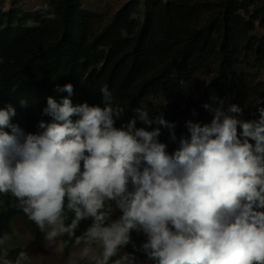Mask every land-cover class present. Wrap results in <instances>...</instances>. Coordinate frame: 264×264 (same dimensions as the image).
<instances>
[{
  "label": "clouds",
  "instance_id": "9594fccd",
  "mask_svg": "<svg viewBox=\"0 0 264 264\" xmlns=\"http://www.w3.org/2000/svg\"><path fill=\"white\" fill-rule=\"evenodd\" d=\"M55 91L68 96L47 97L42 115L52 121L41 120L35 134L11 123V104L0 109V193L17 198L50 245L93 218L76 243L101 246L95 264H109L131 230L146 237L133 248L155 264H264V107L258 120L245 121L237 104L205 103L211 123L187 120L189 135L169 155L158 138L162 126L176 142V124L163 111L137 108L117 128L125 109L106 84L99 90L104 107L73 106L72 83ZM138 121L157 127L149 131ZM66 200L75 212L67 226ZM110 201L122 213L116 220ZM113 264H138V257L125 253Z\"/></svg>",
  "mask_w": 264,
  "mask_h": 264
},
{
  "label": "trees",
  "instance_id": "16d2710c",
  "mask_svg": "<svg viewBox=\"0 0 264 264\" xmlns=\"http://www.w3.org/2000/svg\"><path fill=\"white\" fill-rule=\"evenodd\" d=\"M23 1L0 7V109L11 104L16 109L11 123L25 133L41 131V120L52 121L42 115L47 97L59 101L68 96L55 91L57 84L67 83L74 86L73 106L87 102L101 107L99 90L106 84L114 102L125 109L117 128L132 119L137 108L150 115L163 111L165 119L176 124V142L162 126L158 138L168 145L169 155L179 148V138L189 135L187 120L211 123L205 103L223 100L225 109L237 104L243 109L240 119H259L258 108L264 107V83L258 74L264 66V0H128L100 27L99 17L83 0H48L47 7L34 10H25ZM204 68H213L214 76L201 96L189 97L193 77ZM137 127L151 131L157 125L138 121ZM107 203L113 209L111 220L118 219L122 213H117L115 202ZM66 205L67 200V226L75 212ZM20 214L35 240L43 242L45 233L10 192L0 193V236L12 230L11 222ZM92 223L93 218H85L73 236H61L66 253ZM145 240L131 230L129 244L120 249L135 254L140 264L144 253L133 244L139 247Z\"/></svg>",
  "mask_w": 264,
  "mask_h": 264
},
{
  "label": "rangeland",
  "instance_id": "374dc122",
  "mask_svg": "<svg viewBox=\"0 0 264 264\" xmlns=\"http://www.w3.org/2000/svg\"><path fill=\"white\" fill-rule=\"evenodd\" d=\"M143 1V0H142ZM128 0H83V6L99 17L100 27ZM25 10H34L48 6L47 0H24ZM11 0H0V7L8 9ZM258 28L257 33H262ZM261 75L260 83H264V66L258 71ZM214 76L213 68H204L196 74L189 85V97L201 96L207 83ZM115 209H117L115 207ZM118 213V209L116 210ZM12 230L4 231L0 236V264H95L93 257H99L102 253L101 246L97 244L85 245L83 242H76L71 246L69 252L64 251L61 237L56 238L55 244L50 245L45 239L39 243L35 240L33 233L26 223L23 214L16 216L11 222ZM47 231V229H46ZM91 247L92 251L88 256H83V249ZM128 253L125 249H119L117 256L110 259L109 264H113L116 259ZM146 254L141 257L140 264H150Z\"/></svg>",
  "mask_w": 264,
  "mask_h": 264
},
{
  "label": "crops",
  "instance_id": "0c3cea01",
  "mask_svg": "<svg viewBox=\"0 0 264 264\" xmlns=\"http://www.w3.org/2000/svg\"><path fill=\"white\" fill-rule=\"evenodd\" d=\"M48 1V0H47Z\"/></svg>",
  "mask_w": 264,
  "mask_h": 264
}]
</instances>
